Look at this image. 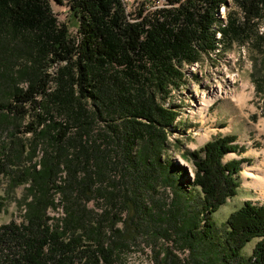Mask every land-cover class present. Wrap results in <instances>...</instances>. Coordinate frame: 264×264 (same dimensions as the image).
<instances>
[{"label":"trees","instance_id":"trees-1","mask_svg":"<svg viewBox=\"0 0 264 264\" xmlns=\"http://www.w3.org/2000/svg\"><path fill=\"white\" fill-rule=\"evenodd\" d=\"M129 2L0 0V175L25 189L23 220L0 226V264H120L145 229L187 253L159 250L158 264H264V202H244L222 230L212 220L245 161L223 157L244 148L234 135L214 138L190 153V177L168 155L178 127L166 105L185 66L235 48L264 82V0ZM53 5L68 8L74 29ZM161 184L172 189L166 210Z\"/></svg>","mask_w":264,"mask_h":264},{"label":"rangeland","instance_id":"rangeland-1","mask_svg":"<svg viewBox=\"0 0 264 264\" xmlns=\"http://www.w3.org/2000/svg\"><path fill=\"white\" fill-rule=\"evenodd\" d=\"M136 1L130 0L129 4ZM53 9L61 22L69 24L74 29L67 7L53 5ZM253 70L252 59L248 57L247 51L241 52L238 48H235L224 59L221 57L219 62H199L195 68H188L186 84L182 90L177 92L179 94L172 93V97L175 96V102L181 97L183 106L180 109V121L176 124L178 130L169 135L168 155L174 159L176 164L184 166L190 177L194 176L195 168L190 153L203 147L214 138L234 135L235 140L233 143L244 148L242 153L228 152L223 157V162L240 158H245V161L241 163V169L238 173L237 193L235 196L226 199V202L212 214V220L220 230L225 228V221L228 216L241 207L244 202H264V196H262L260 190L251 185L250 178L246 179L244 177L247 168L261 167L264 170V82L259 84L254 81L252 78ZM232 73L238 74L233 85L236 87V93L228 98L218 100L209 107L205 115L203 114V118L193 121V118L189 117L187 112L186 94L194 92L195 89L206 88L214 82H223ZM215 85L214 88L221 87L218 84ZM184 92L186 94L182 95L181 93ZM235 95H238L237 98L234 97ZM26 137H30V134H27ZM41 156L42 153L39 151L38 156L32 160V162L39 160L38 168L41 166L39 164ZM63 171L64 173L60 174L58 181H63L65 170ZM24 195L25 189L23 186L15 189L11 188L10 177L0 175V197L4 198L3 205L0 207V226L10 221L21 222L23 220L25 209H21L19 202L23 200ZM156 196L160 202H163L160 203L162 209L166 210L172 197V189L161 184ZM61 197L58 192L55 195L56 202L59 203ZM147 203L149 206L152 205L150 202ZM93 205L96 206V204ZM63 211V206L59 203L56 209H50L48 213L57 218L63 216ZM121 224L119 226H122ZM257 241V238L250 239L245 244L243 253L246 255L251 254ZM128 246L129 249L123 248L119 251L118 263L158 264L155 258L157 251L169 247L174 249V253L181 259L187 257V253L181 250L183 248L178 242L168 239L158 230L148 231L145 229L136 233V237L128 242ZM161 257H163V254H161ZM190 264L194 263L191 261Z\"/></svg>","mask_w":264,"mask_h":264},{"label":"built area","instance_id":"built-area-1","mask_svg":"<svg viewBox=\"0 0 264 264\" xmlns=\"http://www.w3.org/2000/svg\"><path fill=\"white\" fill-rule=\"evenodd\" d=\"M124 2H128V0H123ZM167 4V0H158V5H155L153 7H151L152 9H157L160 7H166ZM219 18L224 19V15H225V8L221 7L219 10V13L217 14ZM261 31H263V29H260ZM217 39L220 38V34L218 33L216 36ZM245 50L242 49L241 52H244ZM220 53L219 50H216L215 53L211 54L212 57L218 55ZM227 55V54H226ZM226 55L224 57H222L223 59L226 57ZM215 59V58H214ZM207 62V61H206ZM219 62V60H218ZM199 63H194L191 65H187L185 66V71H188V68H195L196 66H198ZM238 77V74L236 73H232L230 76L226 77V80H223V82H217V83H212L209 86H207L206 88H202L201 90H196L194 92H189L188 94H186V92L181 93L182 95L186 94L187 95V101H188V110L187 112L189 113V117L193 118V121H196L197 119L203 118V116L207 113L208 109L210 106H212L215 102H217L218 100L222 99V98H228L231 95H233L234 93H236V87H234V83L236 82ZM215 84H219L222 88L221 91H216L214 94L209 95L207 92V90L210 89V87L214 86ZM183 87L180 88H176L173 90V93H177L179 90H182ZM200 92V93H199ZM179 94V93H177ZM179 96V95H178ZM208 96V97H205ZM174 97L172 98V101H168L167 102V106H175L176 107V111H177V115L174 119V123L177 124L180 121V109L183 106L182 105V99L181 97L179 98V100L177 102L174 101ZM195 101L199 102L197 105L195 104ZM205 107V110H204ZM204 114V115H203Z\"/></svg>","mask_w":264,"mask_h":264},{"label":"bare ground","instance_id":"bare-ground-1","mask_svg":"<svg viewBox=\"0 0 264 264\" xmlns=\"http://www.w3.org/2000/svg\"><path fill=\"white\" fill-rule=\"evenodd\" d=\"M215 86L210 87V89L207 90L206 93H208L209 95H212L216 91H218V92L221 91L222 87L214 88ZM211 90H212V92H211ZM237 96L238 95H235L234 97L237 98ZM205 97H208V96H205ZM195 102H197V101H195ZM197 103H199V102H197ZM197 103H196V105H197ZM204 110H205V107H204ZM244 177L246 179L250 178L252 181L251 185L254 186V188L259 189L260 192L262 193V196H264V170L261 167L247 168V170L244 174Z\"/></svg>","mask_w":264,"mask_h":264}]
</instances>
